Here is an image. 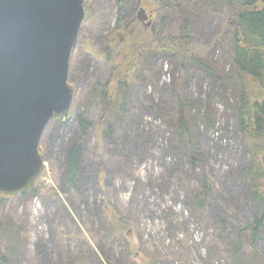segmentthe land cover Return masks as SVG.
I'll list each match as a JSON object with an SVG mask.
<instances>
[{"label": "rangeland", "instance_id": "obj_1", "mask_svg": "<svg viewBox=\"0 0 264 264\" xmlns=\"http://www.w3.org/2000/svg\"><path fill=\"white\" fill-rule=\"evenodd\" d=\"M140 8L158 35L182 36L189 21L191 53L211 72L154 56L132 78L125 111L108 134L97 125L90 88L106 82L121 50L130 53L122 43L143 24L136 22ZM83 9L69 60L74 96L68 115L42 133V177L35 189L0 199V221L14 229L0 230L14 247L0 264H237L233 251L240 264H264V226L256 234L250 227L256 209L248 159L228 107L240 90L229 60L228 9L207 0H83ZM177 97L192 131L188 142L178 130ZM78 113L91 124L83 139ZM75 141L80 165L70 187L65 159ZM203 181L211 193L199 207L191 194ZM110 213L126 231L110 230Z\"/></svg>", "mask_w": 264, "mask_h": 264}, {"label": "water", "instance_id": "obj_2", "mask_svg": "<svg viewBox=\"0 0 264 264\" xmlns=\"http://www.w3.org/2000/svg\"><path fill=\"white\" fill-rule=\"evenodd\" d=\"M83 19V0H0V197L27 193L42 177L39 143L69 113V60ZM137 19H148L142 8Z\"/></svg>", "mask_w": 264, "mask_h": 264}, {"label": "trees", "instance_id": "obj_3", "mask_svg": "<svg viewBox=\"0 0 264 264\" xmlns=\"http://www.w3.org/2000/svg\"><path fill=\"white\" fill-rule=\"evenodd\" d=\"M207 3L218 4L219 8L229 11L227 19L232 29L229 60L234 67L240 90L234 97V103H228V107H230L231 116L235 120L236 130L244 141V150L248 159L245 168L249 189L248 198L256 209L253 215L254 224L250 227L253 234H256L258 228L264 226V96L253 95L251 88L255 86L264 94V0H207ZM173 8L176 7H171V10ZM134 31L137 35L133 34ZM134 31L132 29L128 33L126 31L127 39L125 38L126 42L122 43L124 48V45L128 43L126 47L130 53L122 54L121 50L118 55L117 68L112 70L106 82L101 84L99 81H95L90 88L89 97L97 115V125L108 134L113 132L119 115L125 111L132 78L137 72L143 70L154 56L168 55L175 59L184 58L211 72L201 58L191 53L194 37L189 21L183 23L182 36L158 35L154 29L146 28L143 24ZM113 39L115 40V36ZM177 101L179 107L178 130H180L182 140L186 139L188 142L192 131L190 128H186L182 114L183 104L178 97ZM76 120L80 127L79 138L83 139L91 124L81 113L76 114ZM78 146V142L75 141L69 148L65 159V183L70 187L75 186L79 171L80 152ZM39 151L43 156L41 148ZM202 184L200 190H195L194 194H191L192 201L199 207H202L211 193L207 183L203 181ZM0 199L6 198L0 197ZM109 216L110 230L121 232L127 230L128 225L123 223L118 216L113 213H110ZM4 228L11 232L14 231L12 227L0 221V230ZM3 233L0 235V263L6 262L9 252L14 250L12 245L3 240ZM233 254L234 261L240 264L241 256L237 251H233ZM105 263L111 264L108 260ZM147 264H154V260L149 259Z\"/></svg>", "mask_w": 264, "mask_h": 264}, {"label": "flooded vegetation", "instance_id": "obj_4", "mask_svg": "<svg viewBox=\"0 0 264 264\" xmlns=\"http://www.w3.org/2000/svg\"><path fill=\"white\" fill-rule=\"evenodd\" d=\"M148 16V15H147ZM149 21V20H148ZM147 23V21H144L143 25L145 26V24Z\"/></svg>", "mask_w": 264, "mask_h": 264}]
</instances>
